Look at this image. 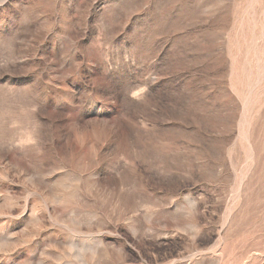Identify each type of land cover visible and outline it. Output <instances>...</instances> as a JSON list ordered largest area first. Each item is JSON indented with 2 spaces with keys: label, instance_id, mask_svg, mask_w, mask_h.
<instances>
[{
  "label": "rangeland",
  "instance_id": "374dc122",
  "mask_svg": "<svg viewBox=\"0 0 264 264\" xmlns=\"http://www.w3.org/2000/svg\"><path fill=\"white\" fill-rule=\"evenodd\" d=\"M0 264H264V0H0Z\"/></svg>",
  "mask_w": 264,
  "mask_h": 264
}]
</instances>
